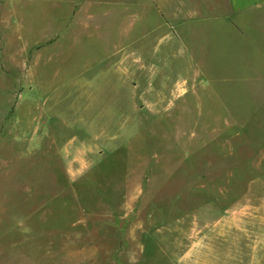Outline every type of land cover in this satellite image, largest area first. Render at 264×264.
<instances>
[{
	"label": "rangeland",
	"instance_id": "374dc122",
	"mask_svg": "<svg viewBox=\"0 0 264 264\" xmlns=\"http://www.w3.org/2000/svg\"><path fill=\"white\" fill-rule=\"evenodd\" d=\"M172 1L0 0V264L264 227V10L180 35Z\"/></svg>",
	"mask_w": 264,
	"mask_h": 264
},
{
	"label": "crops",
	"instance_id": "0c3cea01",
	"mask_svg": "<svg viewBox=\"0 0 264 264\" xmlns=\"http://www.w3.org/2000/svg\"><path fill=\"white\" fill-rule=\"evenodd\" d=\"M172 7L180 14L189 9L188 18L172 27L180 35L202 24H218L234 37L241 36L235 24L263 11L264 0H173ZM229 27L236 34L227 32ZM155 233L147 235L153 236L147 241V256L133 255L131 264H264V227H156Z\"/></svg>",
	"mask_w": 264,
	"mask_h": 264
}]
</instances>
